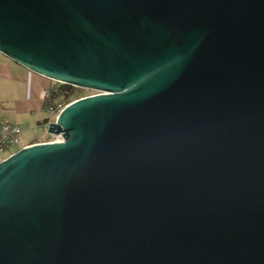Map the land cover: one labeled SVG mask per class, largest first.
I'll use <instances>...</instances> for the list:
<instances>
[{"label": "water", "instance_id": "obj_1", "mask_svg": "<svg viewBox=\"0 0 264 264\" xmlns=\"http://www.w3.org/2000/svg\"><path fill=\"white\" fill-rule=\"evenodd\" d=\"M0 53L97 92L0 161V264H264V0H0Z\"/></svg>", "mask_w": 264, "mask_h": 264}, {"label": "crops", "instance_id": "obj_2", "mask_svg": "<svg viewBox=\"0 0 264 264\" xmlns=\"http://www.w3.org/2000/svg\"><path fill=\"white\" fill-rule=\"evenodd\" d=\"M54 82L44 76L36 74L0 53V119L18 123L22 127L23 135L18 151L22 147L42 142L45 135H37V127H46L51 119L40 116L46 109L45 94L54 87ZM24 90L23 96L18 97L19 89ZM24 115L28 117H24ZM37 122V125H36ZM40 130V129H39ZM38 130V131H39ZM33 132L34 135L28 136ZM26 134V135H25ZM0 154V161L7 158Z\"/></svg>", "mask_w": 264, "mask_h": 264}, {"label": "built area", "instance_id": "obj_3", "mask_svg": "<svg viewBox=\"0 0 264 264\" xmlns=\"http://www.w3.org/2000/svg\"><path fill=\"white\" fill-rule=\"evenodd\" d=\"M55 87V86H54ZM52 87L50 90H48L45 94L46 101L51 100L52 98V92L53 88ZM54 92L61 93V90L58 88L54 89ZM95 92L94 94H96ZM92 95V94H90ZM55 99L46 107V109L49 111V113L52 116L51 121L48 123L46 127V136H50L53 140L48 141V142H56V141H63V137L61 135H53L50 134L48 131L49 124L51 122H55L59 113L70 103L74 102H56ZM77 100V99H76ZM22 135H23V130L22 127L15 122H11L9 120H2L0 119V154L4 151L10 150L14 146H18L21 144L22 141ZM56 139V140H54ZM47 142V141H46Z\"/></svg>", "mask_w": 264, "mask_h": 264}, {"label": "rangeland", "instance_id": "obj_4", "mask_svg": "<svg viewBox=\"0 0 264 264\" xmlns=\"http://www.w3.org/2000/svg\"><path fill=\"white\" fill-rule=\"evenodd\" d=\"M53 82L55 83L54 84L55 87H60V85L62 84V83L56 82V81H53ZM72 88H73V92H72L71 95L65 96L66 95L65 92H64L65 94H63V95L61 93V95H59L56 98L55 101L58 102V103L64 102V101L65 102H71V101H74L76 99L83 98L85 96H88L90 94H94L95 93V91L88 90V89H84V88H79V87H76V86H73ZM67 93H69V91H67ZM18 94H19L18 97L19 96H23L24 90L22 88L19 89ZM41 115H42V116H40L41 119H43V117H46V119H52V116H51V114L49 113V111L47 109H45ZM24 117H28V116L24 115ZM36 125H37V122H36ZM22 127H24L23 124H22ZM44 133H45V131H44L42 125L39 126V127H37V135H39V136L41 135L42 136V135H45ZM27 135L30 136V135H34V134H33V132H31V133H28ZM52 140L53 139L50 136H45L43 138V141L42 142H46V141L48 142V141H52ZM54 140H56V139H54ZM42 142H38V143H42ZM15 150H17V146H14L10 150L4 151L1 154H3V156H6L9 153L14 152Z\"/></svg>", "mask_w": 264, "mask_h": 264}, {"label": "trees", "instance_id": "obj_5", "mask_svg": "<svg viewBox=\"0 0 264 264\" xmlns=\"http://www.w3.org/2000/svg\"><path fill=\"white\" fill-rule=\"evenodd\" d=\"M72 87H73V86H71V85H67V84H61L60 87H54V88H53V92H52V98H51V100H47V101L45 102V106L47 107V106L53 101V99L57 98L59 95H61V93H62V95L66 93L65 96L71 95L72 92H73V88H72ZM55 88L60 89V90H61V93L54 92V89H55ZM67 91H69V93H67ZM64 92H65V93H64Z\"/></svg>", "mask_w": 264, "mask_h": 264}]
</instances>
